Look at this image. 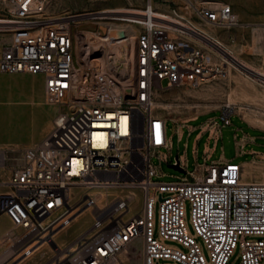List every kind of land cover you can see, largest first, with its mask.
<instances>
[{
    "label": "built area",
    "instance_id": "2783aa9c",
    "mask_svg": "<svg viewBox=\"0 0 264 264\" xmlns=\"http://www.w3.org/2000/svg\"><path fill=\"white\" fill-rule=\"evenodd\" d=\"M53 2L0 0V37H4L0 72L40 74L46 101L58 107L52 129L41 141L10 148L18 151L14 159L10 149L0 150V186L9 189L0 192V215L9 219L5 234H11L13 243L12 254L0 255V264H15L43 243L55 247L56 254L42 264H229L238 244L240 264H264V176L261 182H246L244 162L212 160L220 122L232 123L235 105L226 104L219 119L212 117L202 126L199 135L208 132L204 163L196 162L190 171L186 157L179 154L187 175L173 182L154 179L161 175L155 157L177 163L170 162L174 147L167 130L170 119L159 111L157 91L199 88L228 77V60L196 22L235 26L239 17L233 7L215 0H144L142 7L127 8L134 12H119L122 8L109 12L107 37L114 38L113 30H123L114 21L138 27L134 87L127 95L94 68H82L78 60L73 18L98 10L52 19L48 9ZM246 143L239 155L251 153ZM195 154L197 159V149ZM12 160L15 163L9 165ZM2 169L8 171L4 176ZM114 186L140 194L141 202L128 217L135 195H109L100 205L97 194L90 193L93 188ZM158 199L160 236L178 241L185 250L156 238L153 209ZM187 200L195 230L210 249V260L188 234ZM79 207L92 208L94 223L58 248L57 232Z\"/></svg>",
    "mask_w": 264,
    "mask_h": 264
},
{
    "label": "rangeland",
    "instance_id": "374dc122",
    "mask_svg": "<svg viewBox=\"0 0 264 264\" xmlns=\"http://www.w3.org/2000/svg\"><path fill=\"white\" fill-rule=\"evenodd\" d=\"M230 4L235 13L239 17V23L230 28H219L218 35L220 39L228 46L233 48L236 56L241 57L240 60L251 67L255 72L264 73V53L256 52L253 49L252 37L253 28L261 27L264 29V0H215ZM144 0H108V1H95V0H54L52 5L48 9V15H61V14H83L86 11L100 12L103 9H114V8H135L142 7ZM101 18V19H100ZM110 18V14H101L99 18H93L91 15L77 16L73 20L77 21L72 24V29L77 37V55L80 63L81 55L84 54L86 37L85 32L88 30L99 32L105 29L106 23ZM91 22V23H90ZM115 26L121 27L123 22L114 21ZM109 23V22H108ZM120 23V24H119ZM88 24V25H87ZM91 24V25H90ZM119 24V25H118ZM207 24V23H203ZM92 26V27H91ZM87 27V28H86ZM92 28V29H91ZM87 29V30H86ZM95 29V30H94ZM138 36V35H137ZM137 36L131 40V44L137 45ZM4 37H0L2 41ZM245 48L243 52L238 53L240 47ZM259 46L264 50V36L259 37ZM238 48V49H237ZM225 55V54H224ZM229 65L232 64V71L237 72L239 65L232 61L229 56L225 55ZM237 67V68H236ZM242 68V67H239ZM129 69V68H128ZM244 73L249 74L256 86L263 89L264 78H258L257 75L252 74L244 69ZM230 74V73H229ZM226 78L220 80H214L208 84H205L199 88L181 87L173 88L166 92L159 91L157 93V104L161 114L169 118L167 125L168 134L173 137L174 147L170 162H172L177 154L185 155L188 163V170H194L196 162L204 163V152L206 149V142L208 140V132L199 133L202 131V126L212 117H217L221 114L222 108L228 104L227 94L231 86L235 85V82L230 80L229 75ZM10 75L18 76L20 81H25L29 87H35L41 89L44 87V78L40 76L35 79L31 74H20V73H0V90L5 88L7 83L11 80ZM129 77V76H127ZM231 81V82H230ZM258 81V83L256 82ZM260 81V82H259ZM166 82H164L165 84ZM259 85V86H258ZM16 86V85H15ZM17 87V86H16ZM124 90V89H123ZM16 94L15 104L9 105L7 103L0 105V111L9 114L11 111L14 113L12 118L16 124V128L23 130V133L17 137L10 136V131L6 127V123L0 122V141H15L21 140L22 144L18 147L27 145L26 143L31 141L33 144L41 141L45 135L47 136L52 129V120L58 113V107L55 104H50L46 101L45 106L47 108H53V113L46 116L48 122L51 120V127L44 131V135L39 138H33L28 131V117L32 110V105L28 102V93L20 91L17 87L14 89ZM125 93V92H124ZM127 94V93H125ZM1 95V93H0ZM7 100V97L1 95ZM162 105V106H161ZM11 108V109H10ZM256 110L264 112V109L260 107H250ZM198 116L196 119H192ZM231 124H221V136L216 144L215 151L212 155V160H219L225 158L231 160L232 163H241L243 161L252 160L254 155L246 153L239 155L238 151L241 148L243 141H247L245 145L246 151L256 150L264 152V130L260 129L249 122H247L241 114L238 113L237 107L235 114L231 117ZM24 125L21 127V125ZM21 124V125H20ZM188 125V126H187ZM25 128L23 129V127ZM180 128L184 129L182 138L176 133L179 132ZM180 133V132H179ZM214 145V140L210 141V146ZM17 145H11L12 148H17ZM197 149V159L195 154ZM8 154L11 158L18 157V151L10 149ZM15 160L10 161L9 165L14 164ZM154 162L159 165L160 176H156L154 179L157 181L173 182L178 181L182 177L186 176V172L179 171L169 166V162H160L158 158H154ZM159 215H160V200L153 209V221L156 238L166 246L185 250V247L178 241L164 238L159 234ZM184 220L187 226L188 234L194 238L201 246L203 253L207 260H210V249L206 243L196 232L195 227L192 223V210L190 201L185 202V216ZM10 229V223L7 225ZM16 235L17 231H13ZM259 236H249L248 239H258ZM264 238V237H263ZM139 245H133V250H138ZM13 249V248H12ZM10 251L6 252V256ZM242 249L240 244L235 248L229 264H240L241 262ZM165 262L164 260L161 263Z\"/></svg>",
    "mask_w": 264,
    "mask_h": 264
},
{
    "label": "bare ground",
    "instance_id": "6f19581e",
    "mask_svg": "<svg viewBox=\"0 0 264 264\" xmlns=\"http://www.w3.org/2000/svg\"><path fill=\"white\" fill-rule=\"evenodd\" d=\"M132 10V8H130ZM113 9H103L98 13L91 15L93 18H99V15H103L111 12ZM126 8L119 9V12H134ZM52 19L64 18L66 14L61 15H48ZM89 16V15H88ZM101 19V18H100ZM77 22V21H75ZM91 23V22H90ZM117 24V23H116ZM120 24V23H119ZM118 24V25H119ZM88 25V24H87ZM91 25V24H90ZM197 28L204 34L205 38L216 48L220 49L223 54L230 57L232 61L237 63L239 67L237 72L232 71V64L229 65V73L231 74L230 80L235 82L234 86L230 87L227 94L228 104L235 105L239 114L249 122L250 124L264 130V112L256 110L250 107H260L264 109V88L260 89L256 86L255 81L249 77V74L243 72L242 69L255 74L258 78H264V73L255 72L249 65L240 60L241 57L236 56L233 48L228 47L219 37L218 30L214 25L207 23L206 25L200 22H196ZM92 27V26H91ZM87 28V27H86ZM105 28V27H104ZM123 30H113L111 35L116 38L107 37V30L105 33H99L88 30L85 32L86 42L84 54L81 55L82 68L92 67L95 71L102 73L108 77L109 80L114 81L113 86L115 90L125 92L127 95L132 93L134 87V58L136 53V46L133 47L131 40L137 36L138 27L134 24L122 23ZM92 29V28H91ZM87 30V29H86ZM95 30V29H94ZM128 34V38L125 39V32ZM264 36V29L261 27L253 28L252 45L256 52L264 53V50L259 46V37ZM238 49V48H237ZM245 50L244 46L238 49L239 52ZM129 68V69H128ZM26 74V73H20ZM229 74V75H230ZM35 79L39 78L40 74H31ZM129 76V77H127ZM11 79L5 88H1L0 93L7 100L0 95V105L7 103L9 105L15 104L16 94L15 88H19L20 91L28 93V102L32 105V110L28 117V131L33 138H40L44 134V131L51 127V120L48 122L47 115L53 113V108H47L45 106L46 91L45 86L41 89L35 87H29L25 81H20L18 76L10 75ZM230 81V82H231ZM258 83V81H256ZM260 82V81H259ZM17 87H16V86ZM259 86V85H258ZM264 87V85H263ZM124 89V90H123ZM159 91H157L158 93ZM162 106V105H161ZM11 109V108H10ZM13 112L5 114L0 111V122L6 123V127L10 131V136L17 137L23 133V130L16 128V124L12 118ZM195 116L192 119H196ZM21 125V124H20ZM24 123L21 125V127ZM25 126L23 127V129ZM180 134L182 136V128H180ZM46 136V135H45ZM18 147V145L16 146ZM11 144L0 142V150L10 149ZM260 158H264V154H259ZM185 158V155H183ZM8 171H1V175L4 176ZM264 173V160L253 159L244 163L243 181L251 182L263 181ZM9 190L7 186L1 185L0 192ZM90 193L97 194L98 202L100 205L104 204L110 196H124L133 194L135 195V202L132 206V210L127 214V217L131 215L137 209V203L141 202L140 194L137 190L125 187H97L90 190ZM73 218L66 220V225L62 227L56 234L55 240L58 244V248H64L71 240L79 236L82 232L89 230L95 221V214L92 212L91 207H79L72 213ZM9 219L5 214L0 215V255H3L10 251L3 258L10 256L13 252V243L10 240L11 234L7 236ZM5 234V235H4ZM30 255L21 259L15 264H42L44 261L49 262L51 258L56 254V248L48 243L40 244L37 249L29 251ZM14 260L13 262H15Z\"/></svg>",
    "mask_w": 264,
    "mask_h": 264
},
{
    "label": "crops",
    "instance_id": "0c3cea01",
    "mask_svg": "<svg viewBox=\"0 0 264 264\" xmlns=\"http://www.w3.org/2000/svg\"><path fill=\"white\" fill-rule=\"evenodd\" d=\"M0 73H2L3 74V72H0ZM43 77V76H42ZM55 118V117H54ZM54 118H53V120H54ZM53 120H52V125H53ZM182 131H183V133H184V129H182ZM183 133H182V136H183ZM40 139V138H39ZM0 142H2V143H9V144H11V145H18V146H20L21 144H22V141L21 140H15V141H11V140H8V141H0ZM247 142H248V139H247ZM37 143V142H36ZM27 145H25V146H23V147H26V146H31V145H34L31 141H29V142H27L26 143ZM23 147H17V148H14V149H20V148H23ZM249 152H251V154H253L254 155V153H252V152H255V153H257L256 155H254V158L253 159H261V160H264V158H260V156H259V154L260 153H263L264 154V152H261V151H256V150H253V149H251V150H248ZM252 159V160H253ZM248 161H250V160H248ZM244 163L245 162H247V161H243ZM8 173V172H7Z\"/></svg>",
    "mask_w": 264,
    "mask_h": 264
},
{
    "label": "water",
    "instance_id": "95a60500",
    "mask_svg": "<svg viewBox=\"0 0 264 264\" xmlns=\"http://www.w3.org/2000/svg\"><path fill=\"white\" fill-rule=\"evenodd\" d=\"M175 159H176L177 163H170L169 166L172 167V168H174V169H177L179 171L185 172V170L179 164V162H180V160H179V154L176 155Z\"/></svg>",
    "mask_w": 264,
    "mask_h": 264
}]
</instances>
